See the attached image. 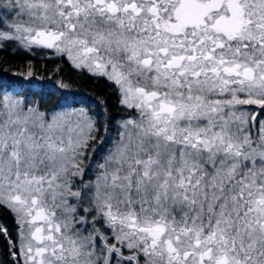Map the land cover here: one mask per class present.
<instances>
[{"label":"snow or ice","instance_id":"snow-or-ice-1","mask_svg":"<svg viewBox=\"0 0 264 264\" xmlns=\"http://www.w3.org/2000/svg\"><path fill=\"white\" fill-rule=\"evenodd\" d=\"M9 49L30 57L0 59L11 264H264V0H0ZM37 56L125 115L42 110Z\"/></svg>","mask_w":264,"mask_h":264},{"label":"trees","instance_id":"trees-1","mask_svg":"<svg viewBox=\"0 0 264 264\" xmlns=\"http://www.w3.org/2000/svg\"><path fill=\"white\" fill-rule=\"evenodd\" d=\"M27 55L17 54L9 49L7 53L0 52V59L4 61V66H19L26 64ZM33 59V64L37 69V74L43 79L32 81L33 87L29 89L35 95L31 98L41 103L42 110L55 108L57 101L67 100L72 103L86 99L88 106L93 112L99 113L110 110L113 116H124L125 113L118 107V98L113 94V89L104 78L92 77L86 70L74 69L63 59H51L48 57L37 56ZM57 65L60 71L56 72ZM49 77H52L51 79ZM14 79L8 74H0V79ZM63 80L69 84L68 89H58L57 81ZM22 83H27L23 82ZM105 103L102 105L100 101ZM80 106V105H76ZM87 179V177H86ZM0 223L8 225L9 230L15 235V224L10 214L0 211ZM0 262L11 264V258L7 254L4 242L0 241Z\"/></svg>","mask_w":264,"mask_h":264},{"label":"rangeland","instance_id":"rangeland-1","mask_svg":"<svg viewBox=\"0 0 264 264\" xmlns=\"http://www.w3.org/2000/svg\"><path fill=\"white\" fill-rule=\"evenodd\" d=\"M70 103V102H69Z\"/></svg>","mask_w":264,"mask_h":264}]
</instances>
